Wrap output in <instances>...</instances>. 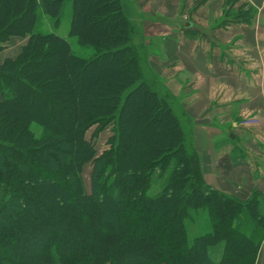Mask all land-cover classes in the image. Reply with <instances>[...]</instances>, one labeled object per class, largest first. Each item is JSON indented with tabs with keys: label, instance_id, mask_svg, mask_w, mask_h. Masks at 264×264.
Masks as SVG:
<instances>
[{
	"label": "trees",
	"instance_id": "obj_1",
	"mask_svg": "<svg viewBox=\"0 0 264 264\" xmlns=\"http://www.w3.org/2000/svg\"><path fill=\"white\" fill-rule=\"evenodd\" d=\"M68 1L69 36L92 48L88 56L56 31ZM132 5L0 0V51L13 36H29L16 57L0 61V264H256L264 237L261 195L243 200L207 181L172 94L156 87L162 79L140 54L136 38L144 31ZM253 12L245 2L234 20H250ZM137 98L143 102L139 115L131 107ZM142 114L144 133L155 138L147 148L135 139ZM110 124V148L97 155L86 132L95 126L97 136ZM90 161L88 194L83 168ZM72 199L77 208L68 211ZM126 200L124 219L105 216L91 238V219L83 212L92 204L106 210ZM192 210L207 212L211 230L190 241ZM39 218L54 219L53 230L44 231ZM30 239L41 245L4 257L9 243ZM68 240L71 250L64 254ZM217 245L223 252L215 260L210 253ZM134 249L147 258L127 257Z\"/></svg>",
	"mask_w": 264,
	"mask_h": 264
},
{
	"label": "crops",
	"instance_id": "obj_2",
	"mask_svg": "<svg viewBox=\"0 0 264 264\" xmlns=\"http://www.w3.org/2000/svg\"><path fill=\"white\" fill-rule=\"evenodd\" d=\"M130 2L150 67L172 94L207 181L243 200L259 193L264 205V0ZM245 2L252 19L234 20ZM28 39L13 36L0 61L16 57ZM256 264H264V237Z\"/></svg>",
	"mask_w": 264,
	"mask_h": 264
},
{
	"label": "rangeland",
	"instance_id": "obj_3",
	"mask_svg": "<svg viewBox=\"0 0 264 264\" xmlns=\"http://www.w3.org/2000/svg\"><path fill=\"white\" fill-rule=\"evenodd\" d=\"M132 3V2H131ZM132 7H135L134 5H132ZM71 12H72V5H71V1H68L64 8H63V13H62V19H61V24L59 26L58 29H56L57 33L60 34L61 36H64L66 38H68L73 46V48L76 50V52L80 55L83 56H88L91 53H93L92 48L90 47H83L81 46L77 39L75 37H70L69 36V30H70V19H71ZM135 15H137V11L135 12ZM138 18V17H137ZM45 19H48L47 16H45ZM50 22L47 23L48 25V29L49 30H53V27L51 24H49ZM140 24V22L138 23ZM47 27V26H46ZM136 42L138 44V49L139 51H141V55L143 58H145L146 60L148 59L149 56V52H148V46H147V42L148 39L147 37L144 36H138L136 38ZM149 60V59H148ZM144 69V74L147 75V77H151L152 74L149 72L150 70L148 69V66L146 64H144L143 66ZM149 70V71H148ZM109 76V72H106L104 77L102 78V80L104 81L107 77ZM153 80V79H152ZM161 81V80H160ZM157 82L156 87L159 88L160 90L162 89V91H165L163 84H161V82ZM82 93V92H81ZM84 98V97H83ZM87 98V97H86ZM171 104L173 105V97H171ZM131 107L137 108V112L138 115L140 114V109L143 108V102L141 103L139 98L136 99V101L132 104ZM146 108V107H145ZM136 112V113H137ZM145 116L142 114L140 120H139V125L137 127V137L135 138L137 139V143L140 147L142 148H147L149 147V145H151L152 142H154L155 138H154V134H147L144 133L145 131ZM143 122V124H142ZM95 126L89 128L86 132V138L93 141L95 144V147L97 149V155H100L102 153H104L106 150H108L110 148V136L112 135V124L108 125V127H106L104 130H102L99 134H97V136L94 135V130ZM147 134V135H146ZM92 172H93V162H87L84 165L83 168V177H84V182H85V188L88 194L92 193ZM56 188V187H55ZM157 188V186H156ZM72 205H69V210L68 211H73V209L75 210L77 208L76 204L73 203L75 200L72 199ZM130 201L126 200L124 201L123 204L121 205H116L115 207H109L107 206L108 209H103L102 207H94V205L92 203H90L91 205V209L89 208V212H86L83 214H86L90 217L91 219V225L87 223V233L88 235L92 238L94 237L95 233H93V231H96V229H99V227H101V224L103 223L102 218H111L114 220H120L122 221L124 219V212L122 211L125 207H127L129 205ZM110 208V210H109ZM76 214V212H75ZM47 217V215H46ZM42 219L44 217H41ZM50 218V217H49ZM47 219V220H43L41 222L40 219V223H42V225H44V231H51L53 230V226H51V222L53 223V221H55L54 219ZM48 222V223H47ZM69 225L71 228H73L72 224L69 223L67 224ZM65 224V226H67ZM46 226H49V228H47ZM186 226H187V230H188V236H189V240L192 241L194 237L198 236V235H202L204 233H206L207 231H210V227L211 226V222H210V218L207 214V212L205 210H192L191 212V216L188 218V220L186 221ZM46 227V228H45ZM69 227V229H70ZM75 227V226H74ZM71 231V229H70ZM17 235H20L21 237H23L24 239L25 234L21 235L20 233H16ZM69 235V236H68ZM67 236L70 238H73L71 236V234L69 233ZM75 238V236H74ZM73 238V239H74ZM69 241L66 242V246L62 249V252L65 254L66 252H68L69 250H71L70 246H68ZM41 245V243L36 242L35 240L30 239L27 243L25 242V240L23 241V244H18V245H14L13 243H9L7 245V251L6 254H4V257H7L8 254L10 255V253L13 255H18L19 253H24L26 254L27 250H32L35 248H38ZM135 247L143 249V247L140 244H134ZM172 248V247H171ZM113 248H110L109 251H111ZM137 250H132L130 251L131 253L127 254V257L130 254H134L136 256H138L140 259L143 257L147 258L145 253H136ZM143 251V250H140ZM145 252V251H144ZM223 252V246L222 245H217L215 247L212 248L211 250V255H213V258L215 260H218ZM100 255V254H99ZM141 256V257H140ZM125 260V259H122ZM120 261L119 264H125L123 261ZM144 262V261H143ZM106 264H110V262H107Z\"/></svg>",
	"mask_w": 264,
	"mask_h": 264
}]
</instances>
